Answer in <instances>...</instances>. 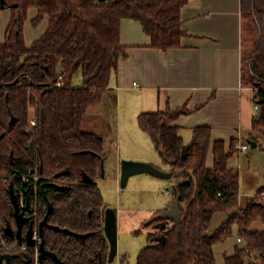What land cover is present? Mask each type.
<instances>
[{"label":"trees","instance_id":"trees-1","mask_svg":"<svg viewBox=\"0 0 264 264\" xmlns=\"http://www.w3.org/2000/svg\"><path fill=\"white\" fill-rule=\"evenodd\" d=\"M188 1L0 0V13L6 8L11 13L4 38L0 37V253L15 244L5 232L8 223L15 224L9 188L20 185L32 170L41 176L38 190L27 194L40 207L34 225L42 221L51 204L50 225L86 234L82 237L46 226V248L67 264H112L104 229L107 204L96 182L107 152L103 137L84 125L89 110L103 103L112 76L127 57L121 41L122 20L140 21L152 47H179L186 34L182 9ZM31 9L37 12L32 25L48 18V27L28 45L25 25ZM242 12L259 27L254 48L249 53L243 50L242 80L253 88L254 102L259 105L252 135L264 140V0H242ZM189 112L181 106L139 114L140 126L171 163L173 177L190 183L175 186L182 218L167 222L172 226L169 229L149 233L151 243L140 250L138 264H216L214 245L225 241L235 224L244 241L235 253L226 255V264H245L252 254L264 264V230L250 228L257 220L264 223V185L241 206V171L229 166L239 150L238 139L233 138L229 147L222 139L212 144L211 126L198 125L186 144L174 121ZM210 151L213 166L208 165ZM59 172L63 174L56 177ZM84 174L96 181L84 182ZM220 211L228 212V217L210 233ZM163 234L166 241L161 244L156 237ZM10 264L40 262L37 252L28 249L13 252ZM44 264L56 263L46 257Z\"/></svg>","mask_w":264,"mask_h":264},{"label":"crops","instance_id":"crops-1","mask_svg":"<svg viewBox=\"0 0 264 264\" xmlns=\"http://www.w3.org/2000/svg\"><path fill=\"white\" fill-rule=\"evenodd\" d=\"M31 10L32 20L37 12ZM6 11L10 9H3L1 13ZM182 19L186 34L181 46L167 50L150 46L151 37L140 21L132 18L122 20L121 41L127 47V57L121 60L118 74L112 76L105 97L117 92L121 101L124 93L128 106L131 104L129 108L133 107L137 116L142 112L187 106L190 112L174 121L180 132L185 128L193 131L198 125H208L212 128V144L222 139L229 147L233 138L238 139V145L246 143L244 132L250 130L253 133V120L258 110L253 88L242 80L245 49L242 0H189L182 9ZM44 20L48 21V18ZM256 140L257 146L264 144L263 138L257 137ZM245 152L235 153L229 160V166L241 171V156ZM213 163L214 154L210 151L208 165L213 166ZM117 171L118 178L119 173L121 178V165L120 168L117 166ZM255 195L256 192L252 193L244 201L241 191L240 205L246 206ZM170 204L171 201L166 208ZM228 214L224 211L215 214L212 222L219 218L213 232ZM250 228L262 231L264 223L257 220ZM239 237H242L239 226L235 224L233 233L214 245L216 264H226V255L235 253L237 245L244 241L240 242ZM254 256L247 257L245 264L253 260L256 264H263Z\"/></svg>","mask_w":264,"mask_h":264},{"label":"rangeland","instance_id":"rangeland-1","mask_svg":"<svg viewBox=\"0 0 264 264\" xmlns=\"http://www.w3.org/2000/svg\"><path fill=\"white\" fill-rule=\"evenodd\" d=\"M32 12L33 10L30 11L25 26L29 45L46 31L48 25V21L44 20L40 25L33 26L30 22ZM9 15L10 11L1 13V38H4ZM244 31V50L249 53L259 36V27L254 18H244ZM116 94L106 96L101 105L89 110L84 128L103 137L107 152L105 175L100 176L97 182L105 203L117 213L118 254L112 264H138L140 250L151 243L149 233L157 232L155 225L149 223L159 210L166 208L174 199L177 179L138 173L129 178L126 187H121L117 166L120 168L123 160L150 162L165 171H172L173 167L163 159L152 136L140 126L139 116L135 115L133 107L129 108L131 104L128 106L124 93L121 101ZM181 135L186 144L193 139L190 128L182 129ZM244 135L245 142L253 136L250 130L245 131ZM241 164V191L242 198L246 201L258 187L264 185V144L257 147L250 145L249 150L241 156ZM218 218L212 222L210 233H213V226Z\"/></svg>","mask_w":264,"mask_h":264},{"label":"water","instance_id":"water-1","mask_svg":"<svg viewBox=\"0 0 264 264\" xmlns=\"http://www.w3.org/2000/svg\"><path fill=\"white\" fill-rule=\"evenodd\" d=\"M2 133H0V139L2 137ZM248 143L252 147H257V140L255 138H247ZM31 148L34 149V140L31 142ZM189 146L185 147L183 150V155H186V152L188 151ZM11 160L13 161V156H11ZM138 173H152L156 176L164 177V178H172L173 177V171H165L161 168L156 167L150 162L145 161H134V160H123L121 162V180L120 185L122 188L127 186V183L129 181V178L132 175L138 174ZM63 174V172H59L56 174V177H60ZM105 175V168L104 163H102V176ZM83 181L86 183H93L95 180L90 177L87 174H84ZM190 180L186 178L179 177L177 178V184H189ZM10 198L12 201V204L15 208L14 216L17 223V230L14 229L13 225L11 223H8L5 227V232L7 235L12 237H17L20 241V243L23 242V225L27 222H30L29 228L26 232V242L28 245L35 247L37 244L39 245V255L38 259L40 264H44V259L46 257H51L55 261L56 264H67L65 263L55 252L50 251L45 246V241L43 239L44 237V228L46 226H50L55 230H61L70 234L78 235V236H86V234L74 232L68 228H62L58 225H50L48 222V216L52 211V205H49L48 211L45 215V217L42 219V221L39 224V233L41 237V241L38 243V240L34 238V227H33V220L29 216H25L22 211H20L18 198L15 194V190L13 188V185L9 188ZM183 216V210L181 208V202H180V193L178 192L169 207L164 210L163 212L157 214L154 219H161L162 222L157 226L160 229H166L168 226V221L172 222H178ZM152 221V220H151ZM150 221V222H151ZM104 229L106 236L110 243V252H109V262L113 263L117 257L118 254V230H117V213L114 208L108 207L105 211V221H104ZM156 240L159 241L161 244H163L166 241V235H160L156 237ZM4 259L7 260L6 264L11 263V254L9 253H3L0 255V262Z\"/></svg>","mask_w":264,"mask_h":264},{"label":"built area","instance_id":"built-area-1","mask_svg":"<svg viewBox=\"0 0 264 264\" xmlns=\"http://www.w3.org/2000/svg\"><path fill=\"white\" fill-rule=\"evenodd\" d=\"M60 84V82H59ZM255 108L257 110H259V105L255 104ZM33 124H36V121L33 119L32 120ZM250 148V144L249 143H241L238 145V151L239 152H245L247 150H249ZM41 178L39 172H33L32 170L30 171V173H28L27 175H24L22 178V183L18 186H16V188H14L15 190V194L18 198V203H19V207L20 209L23 211L25 216H29L32 218L33 222L38 220V215L40 212V207L38 206L35 198L31 199L29 201L28 199V192L30 191H37L38 190V181ZM171 224L167 226L166 229L171 228ZM34 238L38 240V243L41 241V237H40V233H39V223H37V225H34ZM238 240L240 242L243 241V237H239ZM23 248H26V246H23ZM33 249L37 252V257L39 255V245L37 244L35 247H33Z\"/></svg>","mask_w":264,"mask_h":264},{"label":"flooded vegetation","instance_id":"flooded-vegetation-1","mask_svg":"<svg viewBox=\"0 0 264 264\" xmlns=\"http://www.w3.org/2000/svg\"><path fill=\"white\" fill-rule=\"evenodd\" d=\"M96 181V180H95ZM97 182V181H96ZM20 211H22L21 209H20ZM23 212V211H22ZM157 214H159V213H156V215ZM154 218H155V216H154ZM153 218V219H154ZM152 219V220H153ZM162 222V220L161 219H159V220H157L156 222H154L152 225H155V229L158 231V230H160V228H158L157 226L160 224ZM168 222H172V221H168ZM39 224H40V222H39ZM29 225H30V222H27V223H25L24 225H23V242L22 243H20V241H19V239L17 238V237H12V236H10V237H12V238H14L15 239V244H13V245H10V246H6L5 247V251H3V252H1L0 253V255L1 254H3V253H9V254H11V259H12V257H13V252H15V251H17V250H28V249H33V247L32 246H30V245H28L27 244V242H26V239H25V236H26V232H27V230H28V228H29ZM13 227H14V229L15 230H17V223H16V219H15V224L13 225ZM33 227H34V223H33ZM9 236V235H8ZM23 246H26V248H23ZM0 263H3V264H6L7 263V260L6 259H4L3 261H1Z\"/></svg>","mask_w":264,"mask_h":264}]
</instances>
